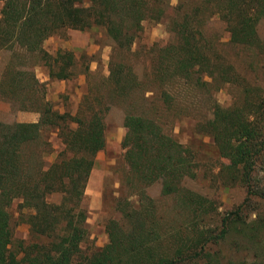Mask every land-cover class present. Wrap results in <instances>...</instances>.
<instances>
[{"label": "trees", "instance_id": "16d2710c", "mask_svg": "<svg viewBox=\"0 0 264 264\" xmlns=\"http://www.w3.org/2000/svg\"><path fill=\"white\" fill-rule=\"evenodd\" d=\"M0 1V50L19 59L5 67L0 97L38 114L34 123L0 122V264H264V216L253 213L252 221L243 216L254 212L253 205L264 211V91L240 83L202 32L215 16L228 44L264 56V38L256 34L264 0H201L194 6L178 1L169 17L165 0ZM162 19L173 38L148 49L149 72L139 77L131 46L143 22ZM97 27L112 42L105 89L89 87L73 115L59 113L23 61L38 58L51 78L67 79L72 54L51 56L42 43L64 30ZM179 83L207 93L223 85L240 89L231 105L213 102L209 117L195 123V131L209 136L227 162L218 170L220 184L244 192L234 210L218 213L212 200L183 186L195 177L194 154L160 120L176 107ZM113 104L123 108L125 129L120 146L126 171L115 200L119 218L106 222V244L86 257L80 250L86 236L81 201L94 157L105 144L103 117ZM52 133L61 149L47 163ZM154 183L160 197L171 200L180 218L176 223L157 215L146 193ZM53 195L58 202L51 201ZM15 201L20 221L28 225L27 242L12 240L8 208ZM238 253L241 259L234 256Z\"/></svg>", "mask_w": 264, "mask_h": 264}, {"label": "rangeland", "instance_id": "374dc122", "mask_svg": "<svg viewBox=\"0 0 264 264\" xmlns=\"http://www.w3.org/2000/svg\"><path fill=\"white\" fill-rule=\"evenodd\" d=\"M165 1H167L165 8L167 17L171 16L172 8L177 5L178 1L193 6L201 2V0ZM1 5L0 1V9ZM202 32L204 37L211 41L212 46L223 57V60L232 66L233 71L241 80L240 83L257 86L264 91V56L260 52L228 44V34L224 25L215 16L202 26ZM256 34L259 40L264 38V18L257 23ZM172 36L166 19L157 23H142V30L131 46V50L136 53L137 57L135 58L137 65L134 71L139 77L144 71L149 72L148 66H146L148 49L152 45L163 46L172 40ZM41 47L51 56L57 51H67L73 56V65L68 69L70 77L67 79L51 78L49 69L38 58L29 57L23 61L26 63L24 69L31 71L36 81L44 86L45 99L59 113L68 112L73 115L81 97L89 87L100 85L102 90L105 89L102 86V80L108 74L107 63L111 54L112 42L106 37L102 28L97 27L84 31L64 30L48 37ZM11 62L18 63L19 59H11L9 51L0 50V79L4 77L5 67ZM43 75L47 77L46 81H41ZM50 83L54 84L52 94L47 92L46 87ZM149 87L156 89L158 86L155 83ZM174 89L176 107L165 112L160 120L164 130L179 143L189 147L194 154L195 177L191 180H184L183 186L212 200L218 213L234 210L242 202L244 192L242 188L233 184H220L218 170L221 164L227 162L218 157L209 136L195 131V123L209 117V108L213 102L221 107L231 105L240 89L235 86L223 85L216 90L210 88L207 93L202 89L188 87L180 83ZM145 95L151 97L149 92ZM19 107V102L0 97V122L7 124L15 122L18 112H28L18 110ZM123 115V108L119 104L111 105L105 113L103 117L105 144L94 157V164L83 191L81 204L86 212V236L80 244V250L86 257L106 244L107 236L104 231L106 222L119 218L118 212L115 210V200L121 192V181L126 171L123 161L124 150L120 146L125 133L122 126ZM48 141L51 154L47 155L46 162L50 163L61 147L54 133L49 134ZM159 189V183H154L146 188V193L154 201L157 215L164 222L174 224L180 218L173 208L171 200L160 197ZM58 200L57 195H53L51 198L52 202H58ZM252 210L254 212L243 214L247 221L254 220L256 215L253 213L256 212L264 216V211L259 210L257 206L253 205ZM8 212L11 217L12 240L24 242L32 240L29 237L28 225L20 221L16 201L8 208ZM234 256L241 259L239 253Z\"/></svg>", "mask_w": 264, "mask_h": 264}, {"label": "crops", "instance_id": "0c3cea01", "mask_svg": "<svg viewBox=\"0 0 264 264\" xmlns=\"http://www.w3.org/2000/svg\"><path fill=\"white\" fill-rule=\"evenodd\" d=\"M46 80H47V77L43 75L41 81H46ZM48 86H51V87H48ZM46 87H47V92L52 94L54 84L53 83L47 84ZM16 116L17 117L15 119V122H18V123H34L38 120V114L35 112H18ZM121 132L123 133V130Z\"/></svg>", "mask_w": 264, "mask_h": 264}]
</instances>
